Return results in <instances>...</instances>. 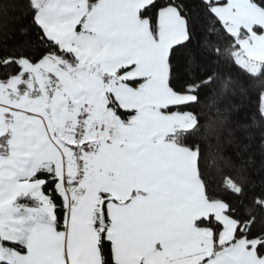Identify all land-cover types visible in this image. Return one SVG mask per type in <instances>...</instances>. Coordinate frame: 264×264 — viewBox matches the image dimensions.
<instances>
[{
  "label": "snow or ice",
  "instance_id": "obj_1",
  "mask_svg": "<svg viewBox=\"0 0 264 264\" xmlns=\"http://www.w3.org/2000/svg\"><path fill=\"white\" fill-rule=\"evenodd\" d=\"M228 4L229 0H0V108H8L0 112V157L12 159L14 112L35 117L43 126L41 130L25 123L18 151L27 154L10 165L0 164V264H144L143 257L128 259L123 254L134 245L131 234L142 227L157 229L153 251L163 252L172 242L162 225L174 214L183 156L195 153L200 177L206 145L191 138L201 131L208 143L222 140L228 146L222 159L239 177L237 195L243 194L249 176L264 171V92L250 96L243 106L233 104L225 116L219 107L222 100L205 91L216 75L199 71L209 47L205 35L211 37L215 24L221 23L214 9ZM209 18L214 23L197 29V23ZM258 29L252 25L257 35L264 31ZM241 30L248 34L247 28ZM153 47L159 51L149 56ZM124 50L132 54H118ZM215 54L219 58L218 48ZM117 64L113 75L108 69ZM145 67L149 74L129 75ZM93 77L107 86L101 89L100 118L94 117L100 92L69 86L70 81ZM142 85L170 94L171 102L153 105V110L179 119L166 134L131 142L119 137L117 118L123 126L134 127L129 118L137 109L123 107L121 98L129 89L139 93ZM237 88L242 91L244 85L228 78L222 95H234ZM22 97L44 101L43 113L18 107ZM213 106L215 113L210 112ZM50 145L60 152L58 162L48 155ZM60 145L71 156L60 151ZM110 159L132 166L136 186H121L114 171L96 166ZM209 161L216 163L211 157ZM103 173L113 183L97 188V176ZM93 193L98 196L94 203ZM88 207V223H80ZM193 226H207L214 233L223 229L215 213L199 216ZM240 235L247 238L246 233ZM89 248L95 257L91 261ZM256 250L264 252V238ZM216 259L213 251L200 264Z\"/></svg>",
  "mask_w": 264,
  "mask_h": 264
},
{
  "label": "rangeland",
  "instance_id": "obj_2",
  "mask_svg": "<svg viewBox=\"0 0 264 264\" xmlns=\"http://www.w3.org/2000/svg\"><path fill=\"white\" fill-rule=\"evenodd\" d=\"M235 8V11L232 9ZM218 17L220 18L223 26L233 35H237L238 31L243 27L248 29V34L239 40V47L234 51V58L239 64L244 66L250 72H256L259 64L264 60V31H260L257 35L252 31V25H259L258 30H264V10L259 8L251 0H229L228 5L222 7H216L214 9ZM143 32L147 34V25H143ZM148 40H151L150 35L147 36ZM171 39V37H169ZM251 41V42H250ZM159 51L158 47H153L149 51V56ZM119 55H130L132 53L127 50L121 51ZM166 55V48L164 49ZM131 62V61H126ZM147 63V61H146ZM110 67L108 71L111 74H115L116 68ZM33 71H35L33 69ZM146 75L149 74L145 68H139L138 70L130 73L129 75ZM158 73H153L154 78ZM15 79V78H14ZM69 86L73 89L88 87L95 91H99L100 95L96 98V110L94 117L100 118L103 114V91L107 86L103 85L99 78L93 77L80 82L70 81ZM264 92V91H263ZM27 96V94H25ZM122 106L127 108H136L137 114L129 118L130 123L134 124V127L128 128L122 125L117 118V124L119 125V137L127 136L131 142H143L151 136L160 133L166 134L172 130V124L177 122L179 118L162 116L158 109L153 110V105H161L163 103L171 102L170 94H162L161 89L156 87H148L146 85L141 86L139 93L128 90L126 94L122 96ZM5 103H7V97H4ZM22 103L18 107H27L33 112L43 113L45 102L42 100H28L24 97L21 98ZM15 103V101H13ZM8 111L7 107L0 108V112ZM14 119L17 121V126L13 129V137L15 143L10 142L13 147V151L9 153L12 159H6L0 157V164L10 165L14 159L20 155H26L18 151L23 146L22 138L24 136L23 125L30 123L33 127H40L42 125L39 119L35 117L25 116L23 113L14 112ZM113 117L109 116V121ZM57 123V121H53ZM102 136L106 133L101 134ZM94 138V137H85ZM62 139L68 143H75L70 136H64ZM171 139V138H169ZM115 142V141H114ZM50 147L49 157L56 160L60 159V152L55 147ZM34 150V149H33ZM60 151L69 153L67 148L60 145ZM71 156V153H69ZM196 156L195 153L187 154L182 157L181 175L177 181L179 188V196L174 209L173 216L162 225L163 229L167 231L169 239L172 241L169 247L165 248L163 252L153 251L152 239L155 237L156 228L142 227L131 234V238L134 240V245L127 249L126 258L139 259L144 258V264H195L203 260L205 256L210 255L213 250L214 241L212 239V230L209 227L193 226V222L199 216H207L208 213H215L217 218L223 225V229L218 233V241L224 242V240L233 234V228L235 220L230 218L225 212H223V205L221 201L206 199L203 193V185L201 180L196 174ZM97 167H105L107 170H112L116 173L117 181L121 186L125 184H132L134 178V172L132 166L117 159H110L97 163ZM105 183H113L111 177H108L106 173L99 174L96 179V187H102ZM226 183L230 186L233 184L226 180ZM114 195L117 193L114 191ZM96 200V194L93 193ZM94 199V200H95ZM95 201H93L94 203ZM92 214V208H86L84 214L79 218L80 223H88V217ZM243 238H240L237 244L242 247L241 250L245 252L246 259L252 261L254 264H260L257 261L252 249H249L245 244ZM252 243V242H251ZM244 245V246H243ZM222 253H225L223 250ZM87 258L93 260L94 254L91 248L87 251ZM199 262V263H200ZM220 263V261H219ZM214 264V261L209 262ZM240 264H247L244 260L240 261Z\"/></svg>",
  "mask_w": 264,
  "mask_h": 264
},
{
  "label": "trees",
  "instance_id": "obj_3",
  "mask_svg": "<svg viewBox=\"0 0 264 264\" xmlns=\"http://www.w3.org/2000/svg\"><path fill=\"white\" fill-rule=\"evenodd\" d=\"M251 1L264 10V0ZM193 3H196V0H193ZM209 23H214V21L209 18L206 21L197 23L196 27L197 29L207 27ZM222 25V22L215 24L217 31L213 32L211 37L205 35V39L209 42V47L206 49L205 58L199 62V71L201 73L212 72L216 75L215 81L205 91L210 92L217 101L222 100L219 103V107L224 112V115L228 116L232 111L233 104L243 106L249 102L250 96H255L258 92L264 91V60L259 64L256 72H250L239 64L234 58V51L238 49L236 45H239V40L245 37L244 35L246 34L241 28L237 35H233ZM9 26L11 27L12 25ZM217 48L220 53L219 58L215 54V49ZM248 73L259 74V76L257 79H253ZM228 78H231L232 82L244 85L243 90L241 91L237 88L234 95L231 91L227 95H222L224 84L228 82ZM253 102L255 103V101ZM225 109L227 111H224ZM215 111V106H213L210 112L215 113ZM206 135V133L201 131L199 134H194L191 138L193 141H199L206 145L204 159L200 165V177L202 179L199 177L203 185L204 196L209 201H221L223 212L235 220L233 234L226 238L224 242L218 241L217 236L221 230L214 233L212 228L209 227L212 230V239L214 241L213 251L222 253L224 250L225 253H222L224 260H231L232 263L237 262L239 258L238 263L240 260H244L247 264H254L246 259L245 252L241 250L240 244H237L239 239L243 238L246 240L244 245L254 244L252 249L255 258L260 264H264V252L258 253L256 250V245L260 243L261 238H264V171H260L259 175L249 176L248 183L243 186V194L237 195L236 193L241 187L239 177L227 169L222 159L227 152L228 146L222 140H214L208 143ZM209 157L215 159L216 163L211 164ZM221 167H224L225 170L220 171ZM228 176H231V179H228ZM226 180H229L233 186L227 184ZM96 211H99V209H96ZM215 220L219 221L217 218ZM240 233H246L247 238L240 235ZM234 237H236L235 242L231 243L229 247L222 250L219 248L220 244L232 242ZM236 247H238L237 254L230 253V251L236 252Z\"/></svg>",
  "mask_w": 264,
  "mask_h": 264
},
{
  "label": "crops",
  "instance_id": "obj_4",
  "mask_svg": "<svg viewBox=\"0 0 264 264\" xmlns=\"http://www.w3.org/2000/svg\"><path fill=\"white\" fill-rule=\"evenodd\" d=\"M96 197H98V196H96ZM95 200H96V199H95ZM95 200H94V201H95ZM211 213H213V212H211ZM235 251H236V252H232V251H230V253L237 254V252H238V247H236ZM212 253H213V250L210 252V255H212ZM210 255H208V256H210ZM223 257H224V256L222 255V253H217V259L214 261V264H240V262L238 263L239 258H238L237 262L232 263L231 260H224ZM201 261H202V260H201ZM219 261H220V263H219ZM240 261H242V260H240ZM199 262H200V261H199ZM199 262H198V263H195V264H200Z\"/></svg>",
  "mask_w": 264,
  "mask_h": 264
}]
</instances>
